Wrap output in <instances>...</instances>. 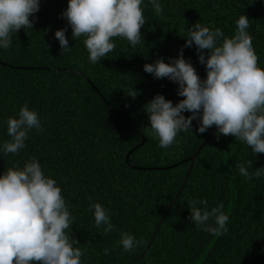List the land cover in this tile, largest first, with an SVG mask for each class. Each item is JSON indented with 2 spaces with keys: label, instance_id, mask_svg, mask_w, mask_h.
Listing matches in <instances>:
<instances>
[{
  "label": "trees",
  "instance_id": "1",
  "mask_svg": "<svg viewBox=\"0 0 264 264\" xmlns=\"http://www.w3.org/2000/svg\"><path fill=\"white\" fill-rule=\"evenodd\" d=\"M159 2L163 11L156 15L143 0L141 44L113 38L115 49L93 64L85 37L75 39L63 16L68 0H40L39 10L29 17L33 27L13 33L10 47L0 48V176L35 158L44 175L56 180L74 217L68 232L85 253L82 264H264V153L255 154L245 142L217 131L179 193L188 158L215 125L199 133L201 121L193 119L191 130L178 133L170 147H159L145 105L158 94L173 105L184 97L178 95V82L144 71L146 63H172L182 51L206 79L196 45L185 47L189 30L200 23L231 37L242 14L249 18L247 31L264 68V0ZM58 29H66L67 51L55 37ZM203 54L207 58L210 50ZM131 91H137L135 99ZM25 104L37 112L41 130H30L25 147L6 155L7 121L18 118ZM248 161L249 173L260 168V177L239 174L238 165L247 167ZM203 199L208 210L223 204L229 217L223 235L214 236L189 219L190 202ZM93 203L108 212L111 232L96 226ZM208 224L215 226L214 220ZM125 232L141 241L129 252L119 244Z\"/></svg>",
  "mask_w": 264,
  "mask_h": 264
},
{
  "label": "clouds",
  "instance_id": "2",
  "mask_svg": "<svg viewBox=\"0 0 264 264\" xmlns=\"http://www.w3.org/2000/svg\"><path fill=\"white\" fill-rule=\"evenodd\" d=\"M149 2L156 15H160L163 6L159 0ZM142 3L143 0H68L63 16L75 39L85 37L89 60L95 64L115 49L113 38H124L132 46L141 44V28L146 21ZM39 4L40 0H0V48L10 47L13 33L33 27L29 17L39 10ZM236 24L237 30L231 37H225L220 28L212 30L200 23L189 30L185 47H191L193 42L196 45L199 61L206 64L204 80L182 51L172 63L157 59L144 65V71L155 78L167 77L178 82V95L184 97L173 105L158 94L145 105L159 147H170L178 133L191 130L193 119H199V133L215 125L219 134L245 142L255 154L264 153V68L259 66L247 31L249 18L242 14ZM65 33L66 29L55 32L62 51L69 49ZM205 49L210 50L207 58L203 54ZM128 95L135 99L137 91ZM185 111L191 115L185 117ZM7 125L11 140L3 144L6 155L25 147L30 130H41L37 112L27 104L21 107L18 118L9 117ZM251 164L248 161L247 167L238 165L239 174L248 179L260 177V168L249 173ZM197 204L203 205V210ZM190 205L189 219L197 227L214 236L228 231L229 217L222 211L223 204L211 210L207 199L193 200ZM92 207L96 226L104 225V232H111L113 225L106 209L100 203H93ZM73 220L61 188L55 179L44 175L35 158L23 168H8L0 176V264H82L85 253L74 246L79 241L68 232ZM210 220H214V227L208 224ZM140 243L127 232L121 234L119 241L125 252ZM104 253L109 254V250L104 249Z\"/></svg>",
  "mask_w": 264,
  "mask_h": 264
},
{
  "label": "water",
  "instance_id": "3",
  "mask_svg": "<svg viewBox=\"0 0 264 264\" xmlns=\"http://www.w3.org/2000/svg\"><path fill=\"white\" fill-rule=\"evenodd\" d=\"M218 131V128L215 126V128L211 131V133L203 140V142L198 146V148L195 150V152L188 158V160H190V168H189V170H188V172H187V176H186V178H185V181H184V183H183V185H182V187H181V189H180V191H179V193L181 192V190L183 189V187H184V185H185V182L187 181V178H188V175H189V173H190V170H191V167L193 166V162H194V160L196 159V157L198 156V154L200 153V151L202 150V148L205 146V144L211 139V137L216 133ZM147 140V138L146 137H144L143 138V141H142V143H144L145 141ZM141 143V144H142ZM133 150V149H132ZM132 150H130L128 153H127V155H126V160H127V162H130V153H131V151ZM131 164V163H130ZM132 166H134V167H136L135 165H133V164H131ZM174 166V165H173ZM171 167H172V165H171ZM148 168H154V167H148ZM161 168H169V167H161ZM179 193L178 194H176V196H175V198H174V201L176 200V198L178 197V195H179ZM173 201V202H174ZM173 202H172V204H173ZM172 204L169 206V207H171L172 206ZM169 209V208H168ZM164 217V216H163ZM163 217L160 219V221H159V226L161 225V223H162V220H163ZM148 248V247H147ZM147 250V249H146ZM145 250V251H146Z\"/></svg>",
  "mask_w": 264,
  "mask_h": 264
}]
</instances>
